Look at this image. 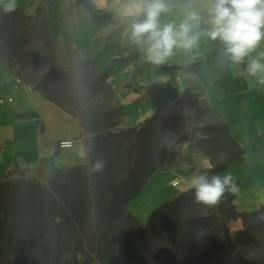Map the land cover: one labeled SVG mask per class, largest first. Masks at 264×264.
<instances>
[{
    "label": "trees",
    "instance_id": "1",
    "mask_svg": "<svg viewBox=\"0 0 264 264\" xmlns=\"http://www.w3.org/2000/svg\"><path fill=\"white\" fill-rule=\"evenodd\" d=\"M75 4L96 22L113 18L88 0ZM0 65L78 120L88 160L45 184H0V264H75L71 248L83 254L81 264L93 262L92 254L98 264H221L224 245L237 247V238L264 228V209L237 213L229 192L210 214H193L189 196L163 203L144 224L136 220L127 203L180 156L189 126L154 114L137 128L121 127L123 110L108 77L37 15L0 8ZM237 217L243 229L229 241L223 223ZM207 238L214 247H199ZM240 262L236 250L231 264Z\"/></svg>",
    "mask_w": 264,
    "mask_h": 264
},
{
    "label": "crops",
    "instance_id": "2",
    "mask_svg": "<svg viewBox=\"0 0 264 264\" xmlns=\"http://www.w3.org/2000/svg\"><path fill=\"white\" fill-rule=\"evenodd\" d=\"M88 2L100 11L99 15L111 14L113 18L96 22L75 0H16V6L27 15H37L48 27L76 43L95 59L102 74L110 76L124 114L121 127L136 126L163 113L190 86H197L202 98L214 108L226 136L241 149L218 174L230 173L234 179L238 190L229 192L234 211L264 209V84L259 83L264 73L249 76L245 71L249 58L242 64H231L223 57L220 42L206 37L192 50L178 49L165 63L152 64L128 43L110 4L104 6L103 0ZM161 22L178 24L180 17L165 14ZM123 52L137 55V64L131 58L125 63L120 58ZM261 53L264 42L252 57ZM61 141H71L73 147L59 148ZM81 145L85 149L76 118L18 82L0 65V180L22 178L45 184L71 168L87 165V156L81 159L78 155ZM197 164L208 166L201 155ZM185 167L155 172L127 203V211L144 224L154 210L191 187L193 175ZM179 178L184 180L182 184L171 185ZM223 226L230 238L243 229L238 217L225 220ZM74 258L80 262L83 255L76 251Z\"/></svg>",
    "mask_w": 264,
    "mask_h": 264
},
{
    "label": "clouds",
    "instance_id": "3",
    "mask_svg": "<svg viewBox=\"0 0 264 264\" xmlns=\"http://www.w3.org/2000/svg\"><path fill=\"white\" fill-rule=\"evenodd\" d=\"M103 4H110L128 43L152 64L165 63L178 49L190 51L206 37L220 42L222 55L231 64L239 65L249 58L245 69L249 76L264 73V53L252 57L264 42V0H103ZM0 8L13 12L16 0H0ZM169 13L178 15L180 22L162 23V16ZM259 83L264 84V75ZM64 146L72 148L73 143L66 141ZM78 155L86 159L82 145ZM102 167V162L94 165L97 171ZM190 185L196 202L208 206L218 204L226 192L238 190L230 173L210 178L197 174Z\"/></svg>",
    "mask_w": 264,
    "mask_h": 264
},
{
    "label": "rangeland",
    "instance_id": "4",
    "mask_svg": "<svg viewBox=\"0 0 264 264\" xmlns=\"http://www.w3.org/2000/svg\"><path fill=\"white\" fill-rule=\"evenodd\" d=\"M64 38L67 39L66 37ZM74 45L78 47L76 43H74ZM79 50L85 57L89 58L84 51H82L80 48ZM120 58L124 60L125 63L129 58H131V60L136 64L138 61V56H135L133 53L128 54L123 52ZM90 60L96 66L95 59L91 58ZM103 74L107 76L106 73ZM107 77L109 81L112 82L110 76ZM183 97L185 98V102H180V100H178L176 103L168 105L163 113H158V115H160L165 121L169 122V120H173L174 118L178 117L186 121L189 126V128H187L189 144H185L182 153L174 163H171L164 168L186 166V172L193 176L197 174H207L210 178L212 175H218V173H216L217 169L226 165L233 158L237 157L238 147L226 136V133L221 130V123L216 116L214 108L202 98L201 91L197 86H190ZM188 111L191 113L189 119L186 116ZM141 124L142 123L136 126L124 127L137 128ZM155 129L156 128L154 126H150L149 132L152 133L155 131ZM148 141L150 142V138H148ZM199 155H201L208 162V166L198 167L197 159ZM18 180L23 179L16 178L13 180H0V184L6 183L11 185L16 183ZM183 182L184 180L179 178L177 181H173L171 185L179 186ZM189 196L192 197L193 214L206 215L207 213L210 214L214 212L215 206H208L196 202L194 197V189L192 187L184 190L174 198ZM204 229V234L209 231L207 226H205ZM233 239L234 238L231 237L229 238V241ZM236 242L237 247H233L230 243H227L222 247L219 253L221 264H231L236 250L238 251V256L241 259L239 264H264V228L261 230H253L251 235L248 234L246 236H240L237 238ZM198 245L199 247H214V243L209 238L205 239L203 244ZM76 251L78 252L80 250L71 248L69 250L70 257L72 258L73 263L81 264L84 261V256L83 260L77 262L74 258V253ZM91 257L94 260L93 263L98 264L93 254Z\"/></svg>",
    "mask_w": 264,
    "mask_h": 264
},
{
    "label": "built area",
    "instance_id": "5",
    "mask_svg": "<svg viewBox=\"0 0 264 264\" xmlns=\"http://www.w3.org/2000/svg\"><path fill=\"white\" fill-rule=\"evenodd\" d=\"M64 142H66V141H61V142H59V143H58V147H59V148H66V147L64 146Z\"/></svg>",
    "mask_w": 264,
    "mask_h": 264
}]
</instances>
